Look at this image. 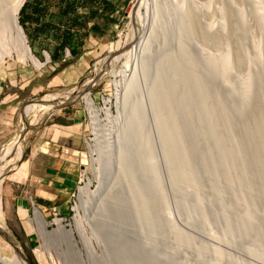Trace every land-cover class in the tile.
Segmentation results:
<instances>
[{
	"label": "rangeland",
	"instance_id": "1",
	"mask_svg": "<svg viewBox=\"0 0 264 264\" xmlns=\"http://www.w3.org/2000/svg\"><path fill=\"white\" fill-rule=\"evenodd\" d=\"M130 1L105 37L96 36L77 56L66 51L58 66L44 38L30 47L41 67L16 57L0 62L13 82L30 74V85L41 86L34 94L25 91L28 97L8 112L0 108V152L22 133L23 120H34L40 107L34 99L62 95L80 82L87 87L95 78L88 91L99 109L111 110V116L101 114L98 140L85 101L79 97L68 107L82 112V170L95 192L79 218L91 241L99 239L109 251L106 233L139 238L131 250L134 264H264V0H152L147 25L142 6L138 21L133 13L139 0ZM139 21L147 38L134 59L121 50L135 43L126 40L139 34ZM107 54L117 63L97 82ZM80 59L87 67L73 76ZM21 103L26 115L16 129ZM43 120L28 128L24 153L0 184V223L21 240L33 264H51L28 219L38 206L30 203L25 160ZM84 177L73 190L76 202ZM38 209L55 228L56 218ZM75 214L69 207L61 214L73 231ZM17 260L0 242V264Z\"/></svg>",
	"mask_w": 264,
	"mask_h": 264
},
{
	"label": "crops",
	"instance_id": "2",
	"mask_svg": "<svg viewBox=\"0 0 264 264\" xmlns=\"http://www.w3.org/2000/svg\"><path fill=\"white\" fill-rule=\"evenodd\" d=\"M128 3L129 0H74V3L66 4L60 0H47L42 4L46 14L39 16L36 23L27 25L46 27V34H39L34 41L44 38L53 52L64 40L63 34L67 35L71 48H75L78 55L85 46L95 42L96 36H106L115 25L116 14ZM65 11L66 13H61ZM66 51L70 53L64 46L63 52L57 54V60L51 61L52 65L58 66L65 62ZM82 56L83 54L80 58ZM79 62L77 69L72 67L73 76L81 75L87 67L86 61L80 59ZM32 79L33 76L29 74L26 79L17 83L0 72V108L4 107L8 112L15 101L28 97L24 95L25 91L27 94H34L41 89V86L30 85ZM52 82L59 81L55 77ZM83 141L81 110L66 108L44 118L32 138L30 159L25 160L27 189L32 205L36 204L47 212L55 207L60 214L68 210L71 193L84 164ZM19 208L28 212L29 206L21 202Z\"/></svg>",
	"mask_w": 264,
	"mask_h": 264
},
{
	"label": "bare ground",
	"instance_id": "3",
	"mask_svg": "<svg viewBox=\"0 0 264 264\" xmlns=\"http://www.w3.org/2000/svg\"><path fill=\"white\" fill-rule=\"evenodd\" d=\"M151 1L152 0H139L132 7L133 13L135 12L137 14V17H135L137 21L139 20L138 16L140 15V11L142 9L146 10L145 18H144L145 20L144 25H147L148 24L147 22H149L147 20H149V15H150L149 7L151 4ZM24 2L25 0H0V62H4L7 58L16 57V58H21L25 61L31 62L37 68H39L43 65V63L33 54L29 53L28 46H27L28 41L25 36L24 30L22 29L23 27H21L19 20H18V14ZM141 6L143 7L142 9H141ZM139 23L140 21L138 22V26H137L138 27L137 31L139 30V34L137 35L132 34L131 37L130 38L127 37V40H126L127 44L130 43L129 40L131 39L134 40L135 43H133L132 45L130 43L129 50L128 51L126 50L124 51V53H122V54H125L124 56H128L129 54H132L131 56L132 58L134 56V59L135 57L137 58V56L141 53L143 49V45L145 43L144 39L146 37L145 27L147 26H144L143 27L145 28L144 31H141L139 29L140 27ZM126 46L127 45H125V47ZM117 56L118 55H116V58L114 59H117L118 58ZM47 58H49L48 55H47ZM111 61H112L111 68L113 70L115 66L114 64L117 62H115L114 60H111ZM107 63H108V60L107 62L102 64L100 70H104L106 68ZM94 79L95 78L89 79V81L92 82V80ZM90 84H88V86H90ZM88 86L83 87L84 90L81 91L80 97L85 101L88 113L92 117L93 131L95 132V135H96L95 137L98 140L97 136L100 130L99 120H101V114L104 113L107 116H111L110 115L111 110L108 105L104 107L103 109H99L96 106L93 97L88 91V89L90 88V87L88 88ZM119 92L120 91H118L117 99L119 98L118 97ZM77 94L78 93L76 94L70 93L69 91L65 92L62 95H60V93L58 95L48 94L43 99L36 102L40 104V107L32 123H30L29 119L27 118L26 125H25V121L23 120V124H22L23 126L20 131L22 133L14 137L11 141L4 144L1 149L0 159L2 161L0 163V179L3 178L5 174L7 176L11 171L15 170L16 163L19 161V159L22 157L24 153L23 140L25 138V134L27 133L28 128L31 127L32 125L38 124L41 119L45 118L46 115L50 114L51 111L54 109L53 107L55 104L70 103L71 102L70 100H73L74 98H76ZM55 100H58V102L55 103ZM50 101H53V102L49 103ZM119 103H120L119 100H117V105ZM25 109L26 107L24 106V112H25L24 116L26 115ZM105 148H106L105 150L108 152L109 151L108 142H106ZM84 176H85L84 177L85 185L81 186L79 189V193H80L79 202H76V204L73 206V210L75 209L76 211V214L74 216V222L76 225V230H74L75 232L72 229L67 228L64 221L60 218H56L54 220L53 224L55 225V228H53L52 230L49 229L48 227L50 223L46 221L43 212L39 210L38 207L36 206H35L36 208L34 207L35 208L34 214L28 218L30 223L34 227V230H36L39 233V235L42 237L43 248L46 249L45 251L48 254V259L50 260L51 264L53 263L55 264H121L122 261H123L122 264H129L128 262L130 263L132 262V264H134L132 261V258H133L132 255L134 254V252L131 250L136 247L135 237L134 239L132 238V240H134L133 241L135 243L134 244L132 240L128 238V235H126L125 237L124 236L119 237V235L121 234H118V236L117 235L114 236V239H113L112 234L106 233L105 237L107 238L108 242H110L111 244V245L109 244L110 246L107 245L108 248L109 247L110 248L108 249L109 251H106V249L102 247L103 245H101L103 242L100 243L99 239L97 238L95 242L91 241L92 238H89L87 236V233H85L86 231L83 230V228L81 227L82 224L80 223L81 219L79 218V215H80L79 212L81 208L83 207V205H85L84 203L88 200L87 198L93 195L95 192L91 190L92 181L85 174ZM22 215L27 216L26 214H23V213ZM122 219H125V218H122ZM137 240H139V238H137L136 241ZM138 242H137V245L139 244V247L143 249L144 248L143 243L140 242L141 243L140 244ZM145 251L146 250H143L144 252L143 254L151 258L150 256L151 252L149 250H147L146 252ZM15 254L18 258L17 264H26L24 260L22 259V257H20L16 252ZM151 260L153 263L155 262L156 264L157 262L158 264L159 263L169 264L168 261H158V259H151Z\"/></svg>",
	"mask_w": 264,
	"mask_h": 264
},
{
	"label": "water",
	"instance_id": "4",
	"mask_svg": "<svg viewBox=\"0 0 264 264\" xmlns=\"http://www.w3.org/2000/svg\"><path fill=\"white\" fill-rule=\"evenodd\" d=\"M132 5V1H130L128 4H127V7H126V10H125V13H128V11L130 10V7ZM22 27V26H21ZM23 29V28H22ZM130 44H128L126 47H124V49L122 51H125L127 49H129V46ZM28 46V50H29V53L30 54H33L32 51H31V48L30 46L27 44ZM34 55V54H33ZM35 56V55H34ZM106 58L108 59V63L106 65V68L104 69V72L102 74H100L99 76H96L97 78V82L101 79V78H104L108 73H109V69L112 65V61L110 60L112 57H114L115 55H112V54H107L105 55ZM36 57V56H35ZM82 82L78 83L75 87L71 88L70 90H68L70 93H78L76 98H74L73 100H71L70 103H61V104H55L54 105V109L51 111V113L55 112V111H62L68 107H70L74 101L77 100V98H79L81 95V91L84 90V88L82 86L84 85H81ZM91 88V87H90ZM67 91V92H68ZM42 98V97H41ZM41 98H36L34 99L35 101H39ZM33 101V100H31ZM22 104V105H21ZM19 105V108H18V120H17V124H16V129L18 127V123H19V120L21 119V117L24 116V104L21 103ZM50 113V114H51ZM16 131V130H15ZM1 159H0V163H1ZM20 165V163H19ZM6 173V172H4ZM6 178V174L3 176V178L0 179V184L2 182L3 179ZM0 242L2 244H4L5 246H8L10 248H12L13 251H15L20 257H22V259L24 260V262L26 264H33L32 260L30 259L26 249H25V246L24 244L21 242V240L16 236L14 235L10 230H8L3 224L0 223Z\"/></svg>",
	"mask_w": 264,
	"mask_h": 264
},
{
	"label": "trees",
	"instance_id": "5",
	"mask_svg": "<svg viewBox=\"0 0 264 264\" xmlns=\"http://www.w3.org/2000/svg\"><path fill=\"white\" fill-rule=\"evenodd\" d=\"M61 2H65L66 4H72L74 3L73 1H69V0H60ZM47 2V0H26L24 2V4L21 7V10L19 12V23L21 24V26L24 28L27 37H28V42L30 44L31 47V43L34 39H36V37L39 34H46V27L43 26H39V27H30L27 25V23L30 25L32 23H36L37 19L39 16H43L46 14V10L44 8V6H42L43 3ZM61 13H66L65 12H61ZM95 28V26L93 27ZM63 38L64 40L62 42H60L56 47H55V51L53 52V50L50 48L49 44H47V46L45 47V49L47 50L48 54H50V59L52 62H55L57 60V54L63 52V48L64 46H66L70 53L72 55H76V50L75 48H71V45L68 42V36L63 34ZM34 46L32 45V48Z\"/></svg>",
	"mask_w": 264,
	"mask_h": 264
},
{
	"label": "built area",
	"instance_id": "6",
	"mask_svg": "<svg viewBox=\"0 0 264 264\" xmlns=\"http://www.w3.org/2000/svg\"><path fill=\"white\" fill-rule=\"evenodd\" d=\"M85 142H86V140H85ZM87 143V142H86ZM85 174V172H84V170H82L81 169V171H80V173H79V179L77 180V185H76V187L75 188H77L78 189V187H79V185H80V183H81V181H82V177H83V175ZM71 203H70V205H69V208H70V210H73V206L76 204V201H75V199L73 198L74 197V194H73V192L71 193ZM50 214L51 215H53V217L54 218H60V219H62L64 222L66 221V217L65 216H63V215H61L60 213H59V211L55 208V207H52L51 209H50Z\"/></svg>",
	"mask_w": 264,
	"mask_h": 264
}]
</instances>
